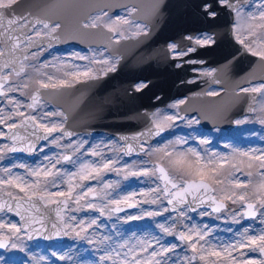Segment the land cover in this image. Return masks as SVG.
<instances>
[{"label": "snow or ice", "instance_id": "6c2138e0", "mask_svg": "<svg viewBox=\"0 0 264 264\" xmlns=\"http://www.w3.org/2000/svg\"><path fill=\"white\" fill-rule=\"evenodd\" d=\"M20 6L21 0H0V27L4 28V32L0 35L5 37L9 46L7 51H0V58H3L0 60V97L12 107L11 111L0 109V125L8 129L7 132L0 130V138L11 142L0 145V158L6 152L32 153L39 140L65 151L52 157L45 156L47 165L28 168L24 164H12L11 167L2 170L6 178H0V189L16 188L23 193V196L7 191L5 195L10 199L0 200V212H14L19 217L18 223H5L0 220V249L7 251L11 248L25 253L28 256L25 264H41L45 258L31 256L26 252L22 234L28 239H32L33 236H42L44 239L68 236L77 240H86L96 252L101 253L99 261L91 264H168L164 254L171 253L176 248L175 244L162 245L155 236L146 233L141 237L133 234L127 239L116 241L113 246L112 237L98 235L96 229L99 228L100 217L111 219L116 215L117 219L128 222L143 217L154 218L169 212L174 214L170 216L171 223H158L156 226L162 233L174 236L191 251V257L185 255L179 264H191V261L197 258L202 264H264V149L248 151L234 149L230 154L210 153L207 149L201 152L191 147L184 148L188 141L183 137H176L175 140H168L155 146L149 144V138L159 136L174 127V122L177 120L189 125L193 122L198 123V118L195 116L189 119L180 115V105L185 103L183 99L171 105L176 109L172 114H162L160 110L153 112L150 126L131 137L121 136L119 139L123 144L111 146L109 142L104 148L99 145L86 148V141L71 139L76 134L65 126L63 120L44 122V117L61 116L62 113L47 111L39 118L32 114L40 110L38 105L44 103L39 90L52 89L53 92H59L62 89L72 88L75 84L97 79L107 72L115 71L114 61H118L119 57L106 56L105 51H94L91 57L72 53L73 59L85 60L89 64L85 65L83 70L65 71L64 78L60 79L43 71L48 67L47 63L39 67L27 65L25 62L29 57L37 55V52L31 49L36 48L38 52H42L44 38L47 39L49 46L52 41H58L63 25L59 20L52 19L47 9L35 14L30 10L21 14L16 11ZM49 7L69 9L74 6L65 4ZM106 7H101L94 14H90L80 26L83 29H102L106 33L108 46L128 38L122 25L134 27L136 31L132 33L133 36L147 34V27L132 18L133 14L138 12L136 6H124L127 15L114 18L105 10ZM199 7L203 9L202 15L212 19H216L223 9L234 14L232 33L236 42L264 66V0H261L254 11L247 14L244 13L243 5L234 3L233 0H212V2L203 0ZM17 31L19 34L14 35ZM257 39L260 43L253 47ZM214 42L210 35L195 41L201 46ZM168 49L177 60L194 51L192 47H188L187 51L179 50L176 44H169ZM20 53H23L22 57ZM188 62L196 63L192 60ZM91 64H99L101 67L98 70L93 69L90 67ZM176 66L180 67V63ZM71 67L70 63L66 64V68ZM27 68H31L34 75H30ZM214 71V69L205 70L203 74L212 76ZM45 76L46 80L43 79ZM13 77L16 79L14 80ZM215 83L219 84L220 81L215 80ZM30 85L37 87L27 94L30 102L23 106L25 110L22 111L21 102L8 94L20 92L21 95H26L22 89H28ZM145 86L143 82L134 85L137 92ZM232 93L237 100L244 98L241 94L258 93L264 96V82L255 85H252L251 81L245 84L237 83ZM202 94L217 96L218 92L209 90ZM246 110L257 113L251 102ZM247 119V117L244 120L237 119L234 123L241 124ZM258 122L264 125V104L259 108ZM20 128L25 130V134L20 133ZM29 128L32 129L31 132L28 131ZM66 138L68 142L62 144L61 141ZM198 142L205 145L208 140L203 138ZM105 150L120 151L125 155L138 151L140 154L154 157V167L152 169L140 167L133 170V167L125 164L122 168H118L116 167L118 160L106 156ZM85 154L98 159L83 158ZM245 157L246 159H242ZM53 160L55 163L52 162ZM62 161L72 164L74 170L68 172L57 167ZM13 168H24L27 175L33 179L28 180L27 177L14 174ZM113 171L125 178L147 177L159 173L158 179L161 183L147 190L155 194L150 199H134L137 195L135 192L114 197L113 192L117 185L104 179L105 173ZM234 172H240L247 178L238 179ZM254 175L260 177L259 181L253 179ZM65 185L66 190L49 191L50 187L60 189ZM37 201L45 208L56 205L55 219L42 213ZM227 202L238 207L229 212ZM141 203H150L156 205V208L142 210L136 215H118L124 212L125 208L134 209ZM197 210L201 216L217 214L219 217L228 214L233 217L234 223H239L236 217L258 219L261 227L258 232L246 227L236 233L235 239L214 243L210 239L211 230L206 226L200 228L198 225L189 226L185 223L187 212ZM80 211H91L98 213V216L79 219L76 215H69V212ZM249 253H258V256H250ZM52 255L61 262L66 260L72 262V256L68 252L54 251ZM0 264H16V262L10 257L0 255ZM76 264H90V262L80 260Z\"/></svg>", "mask_w": 264, "mask_h": 264}, {"label": "water", "instance_id": "95a60500", "mask_svg": "<svg viewBox=\"0 0 264 264\" xmlns=\"http://www.w3.org/2000/svg\"><path fill=\"white\" fill-rule=\"evenodd\" d=\"M247 1L237 0L236 3L245 4ZM180 2L184 11L180 12V19H183L182 25L185 26V29L177 36H182L187 32L192 35L195 31L203 30L215 33L216 43L212 47L219 50L218 54L221 59L213 62L211 66H216L219 73L217 75L224 79L226 88L218 97H205L202 91L198 92L197 89H194L196 85L179 83L181 80L179 70L176 71L172 68V65L166 64L162 59V53L159 59L156 47H153L152 50L147 48L146 36L155 34L152 30L148 35H143L140 38L124 39L118 43L113 42L111 46H108L106 33L102 29H83L80 26L90 14L104 6H107L105 10H108L109 13L115 12L118 8L124 6H138V12L133 14L132 18L147 21L144 5L147 0H21V6L16 9L18 13L22 14L30 10L35 14L47 9L48 15L54 20H59L63 25L60 39L52 41L51 47L64 45L89 47L92 45L106 48L113 56H121L117 69L108 72L101 79L88 80L76 84L72 88L62 89L59 92H53L52 89L39 90L42 93L43 100L63 110L66 116L65 126L70 131L75 134L106 133L118 139L121 136L131 137L150 126L151 114L157 107H164L172 98L183 95H187L188 100L180 108L181 116L198 114L201 124L208 129L216 125L222 126L228 123L230 125L234 116L252 113L246 109L249 108L250 102L252 106L255 105L258 93L241 94L244 98L237 100L232 93L235 86L234 80L245 79L247 82L251 81V83L264 82V66L260 65L257 58L251 56L244 49L237 52V47L233 48L228 46L229 44L225 45V42H227L226 36H231L234 14L227 9H223L220 10V14L216 19H212L198 13L202 8L198 6L190 7V4L196 5L195 2L201 5L203 0H180ZM209 2H212V0H209ZM65 4L74 7L69 9L49 7ZM190 10L197 12L192 13ZM177 16L179 17V14ZM3 32L4 28L0 27V33ZM15 34H19L18 31ZM177 36L173 38L178 40ZM21 39L23 38L21 37ZM0 45L2 51H7L9 46L6 44L3 35H0ZM44 46H49L46 38H44ZM35 49L32 48L31 51ZM224 51H229V55ZM22 55L23 53H20L21 57ZM2 59L0 58V60ZM141 79L150 82L141 91L130 93L133 84ZM159 95L160 97L157 98ZM19 131L22 135L25 134L23 128H20ZM28 131L31 132L32 129L29 128ZM40 135H43V133H40ZM159 136L149 138L148 142L151 143ZM32 139H35V137H32ZM43 142V140L37 141V146ZM120 142L123 143V141ZM33 152L17 151L13 153H23L31 158ZM132 154H138V151H134ZM9 199L10 197L0 192V200ZM37 205L42 213L55 219L56 205H49L45 208L39 201H37ZM125 210H128V208H125ZM64 238L65 236L53 237L52 240L60 242ZM42 239H44L42 236H33L32 239L28 240Z\"/></svg>", "mask_w": 264, "mask_h": 264}, {"label": "rangeland", "instance_id": "374dc122", "mask_svg": "<svg viewBox=\"0 0 264 264\" xmlns=\"http://www.w3.org/2000/svg\"><path fill=\"white\" fill-rule=\"evenodd\" d=\"M261 2V0H254L251 6L248 8L243 7L244 13L247 14L249 12H252L255 10L257 5ZM127 13H121L120 16H126ZM118 16V15H115ZM113 16V18L115 17ZM121 27L124 28L125 35L130 36L133 32L136 31L134 27H130L127 25H122ZM260 41L257 39L256 44L253 45L255 47L257 44H259ZM98 52L103 50H89L84 51L79 49L78 47H68L63 48L62 50H43L42 52L37 51L36 57H29V60L25 62L27 65H35L36 67H39L41 64L47 63L48 67L44 68L43 71L46 73L52 74L56 79L64 78V72L65 71H77V70H83L85 65H88L89 62L85 60H79V59H73L71 54L72 53H79L82 56H89L91 57L92 52ZM106 56H109L105 52ZM111 57V56H109ZM117 63V61H114ZM71 64V68H66V64ZM54 65V66H53ZM117 65V64H116ZM90 67L93 69H99L101 65L99 64H91ZM29 74L34 75L32 73L31 68L26 69ZM31 71V72H30ZM15 80L16 78L13 77ZM43 79H47V77H43ZM21 83L23 81H20ZM37 86L30 85L28 89H22L26 93V95H21L20 92H11L8 95L11 97H14L17 101L21 102V110L24 109V105L28 103V93L32 92ZM172 103L171 105H173ZM258 106L256 107L257 113L254 115H251L246 121V125H244L245 129H243V137L245 138L247 144H243L242 146H235L236 150L239 151H248L249 149H264V125L260 124L258 122V114H259V108L262 104H264V96H262V99L257 102ZM169 105L166 109H163L161 111L162 114H172L176 111L174 107H171ZM40 110L32 113L33 115H36L38 118L42 117L43 112L47 111H54L59 112L57 109H53L50 105H47L43 103L42 105L37 106ZM0 109H7V111H11L12 107L11 105H8L5 103L4 98L0 97ZM191 119V118H190ZM61 120L64 121L63 115L61 116H51V117H44V122H60ZM241 127V126H240ZM0 130L5 131V128L3 125H0ZM169 133V138L164 139L160 141V143H163L168 140H175L176 137H183L185 138L187 142V146L184 145V148H195L198 151L203 152L204 149H207L210 153H221V154H227V150L223 149L226 147V141L220 140V149L214 148L213 146H210L211 141H216L215 139H220V137L216 136L215 132L212 133H205L201 131L198 127L197 122H193L192 124H188L186 122L177 124V121L174 122V127L167 129ZM237 132L236 134H238ZM235 134V135H236ZM239 135V134H238ZM207 138L208 143L205 145H201L198 141L200 139ZM74 140H83L86 141L85 147L90 148L93 145H99L101 148H104L105 145H107L109 142H111V146H117L119 145L118 142L115 139H112L108 136H100L93 138L92 140L85 136H80L74 138ZM194 140V141H193ZM68 141H61V143H67ZM159 143V144H160ZM4 144H10L8 142L2 141L0 138V145ZM44 149H41L40 153L38 154V158L36 161H28L27 159H24L23 157H18L11 155L9 152L4 153L3 157L0 158V178H6L4 172L2 171L5 168L11 167L12 164H24L27 165L28 168H35L37 165H47L48 161L44 159L45 156L52 157L54 154H60L64 152L65 150L62 148H57L51 144H46ZM120 151L112 152L105 150L104 154L106 156H112L115 157L118 160V164L116 167L122 168L123 165L127 164L130 167H133V170L139 169L140 167H148L149 169H152L153 166L149 163V161L146 159V156H140L135 159V161H127L125 156L120 154ZM259 154V152H257ZM83 158L93 160L98 159L97 157H91L84 155ZM155 159V158H154ZM244 159V158H243ZM130 160V159H129ZM151 163H154V160L149 159ZM55 163V160L52 161ZM134 164V165H133ZM166 165V164H165ZM167 166V165H166ZM57 167L61 168L64 171H73L74 168L72 164L61 162ZM14 174L27 177L28 180H32L33 177L28 176L27 172L24 168H13L12 169ZM234 175L238 179H246V176L238 175V172H234ZM104 179L115 182L117 187L115 188L113 195L114 197L120 196L123 194H126L128 192H135L137 195L134 197V199L138 200H145L152 198L155 194L150 193L147 190L149 188L156 187L157 184H159V180L157 175H150L147 177H136V176H129L125 178L123 175H117L116 172H107L104 175ZM255 181H259L258 179L254 178ZM93 184L95 182H92ZM66 185L62 186L60 189L57 188H49V191H56V190H66ZM1 191H11L19 196H23V193H20L18 189L16 188H3L0 189ZM60 199V198H56ZM137 210L135 212L125 213L120 216H126V215H136L137 213H140L142 210H154L156 208V205L150 204V203H141L137 206ZM235 207H238V205H233L232 208H230L229 212ZM69 215H76L79 219H86L89 216H98V213H94L91 211H80L76 213L69 212ZM174 214H170L169 212H164L163 215L157 216V217H143L140 220L135 221H128L124 222L122 220H119L116 218V216H113L111 219H108L106 217H100L98 219L99 228L96 229L97 234L101 236H111L113 241V246H115L116 241H120L123 239H127L131 237L133 234H135L136 237L144 236L146 233L151 234L155 236L162 245H168V244H175L176 248L171 253H165V257L167 258L168 264H179V262L182 260V258L187 255L188 257H191V251L181 243H178L175 238H172L171 235H166L162 233L159 228H157L158 223H171L170 216ZM235 219L242 222L243 219L236 217ZM0 220L3 222H12V223H18L17 219L11 215H2L0 216ZM218 222H217V221ZM257 220L248 221L246 222V225L240 226L238 223L233 222V217L225 214L222 216H201L200 214L196 215L191 214L189 211L187 212V220L185 223L187 225H198L200 228H204L205 226L211 230L210 232V239L214 243H221V242H228L236 238V233L242 231L246 227H250V230L252 231H259L261 224ZM216 224V225H215ZM23 243L25 246L26 252H28L29 255L40 257L43 256L45 259L41 261V264H66L65 261L61 262L56 259L55 256L52 255V252H58V253H64L68 252L72 256V262L71 264H76V262L80 260H86L91 262H98L99 261V255L101 253H98L95 251L93 246L89 245L86 240H77L75 238H68L66 242L62 246H55L52 247L50 245H35V244H29L26 243L24 235L22 234ZM154 247H158L157 245H154ZM77 251V252H76ZM16 253L18 254V250L15 249H8L7 257L12 258L16 264H25V262L28 260H20V258L16 257ZM250 256H258V253H249ZM192 264V261H191ZM193 264H202V262L199 261L197 258L195 261H193Z\"/></svg>", "mask_w": 264, "mask_h": 264}, {"label": "flooded vegetation", "instance_id": "af4514ba", "mask_svg": "<svg viewBox=\"0 0 264 264\" xmlns=\"http://www.w3.org/2000/svg\"><path fill=\"white\" fill-rule=\"evenodd\" d=\"M180 7H181V5L177 4V3H171V5H166L165 2H163V0H155L154 2H153V0L149 1V3H148V11H147V13L149 15V21H152L153 17H157V19H158L157 22H160L159 26H160V29H161L160 33L162 35V38H168L169 37V36L166 35V32L168 31V29L165 27V25H162V24H164V14H167L168 12H171L172 14L174 13V14L178 15L179 12H180ZM121 13H126V11L125 10L124 11H120L116 15L120 16ZM177 23H179V20H177ZM145 26L147 27V31L151 28L150 24H145ZM206 35L212 36V38L214 40V35L210 34L209 32L195 33V35L193 37H191L189 34H184V37H182V40H181L180 44L169 38L168 41H167V48H168L169 44H176L178 47H185L184 51H187L188 47L194 48V51L191 52V53H188L187 56H184V57L180 58V60L176 59V63L175 64L177 65V63H180V66H183V65L184 66H186V65L192 66V68L189 71V73L192 74V75H195L194 73L204 72L205 70H213V69L201 68V66H199V65L203 64L205 61L204 60H198L197 58H193L192 59V61H196V63H189L188 62L189 60H187L186 62H182V63L180 62V61H182L183 58L188 57V56L192 57L193 55H195L197 53L198 48L195 45L196 44L195 41L198 38L199 39H203ZM130 36H133V35H130ZM203 46H205V45H203ZM169 57L173 58V56L171 54H170ZM173 59H175V58H173ZM197 79H198V77L196 76V77L189 78V81L194 82ZM138 83H141V82H138ZM209 90L216 91L218 93L221 91V89L218 86H216V85L209 86L207 91H209ZM240 131H241V133H240V136H241L243 134V132H242L243 129L240 128ZM225 133H227V134H226V136L223 139L229 140L231 138V135H232L233 131H228V132H225ZM228 142L231 145V143L233 141H228ZM236 144L241 145L242 141H236ZM234 149H236V148H234ZM228 154H230V153H228ZM239 174L242 175V173L238 172V175ZM232 207H233V205L231 204V202H227L228 210L230 208H232ZM1 215H6V214H1ZM4 256L7 257V254L4 253Z\"/></svg>", "mask_w": 264, "mask_h": 264}, {"label": "bare ground", "instance_id": "6f19581e", "mask_svg": "<svg viewBox=\"0 0 264 264\" xmlns=\"http://www.w3.org/2000/svg\"><path fill=\"white\" fill-rule=\"evenodd\" d=\"M173 2H174V3H177V0H173ZM180 11H181V9H180ZM181 12H182V11H181ZM163 41H164V43H166V42H167V39L164 38ZM234 46H235V45H234ZM235 48H236V46H235ZM236 51L238 52V50H236ZM237 52H236V53H237Z\"/></svg>", "mask_w": 264, "mask_h": 264}]
</instances>
